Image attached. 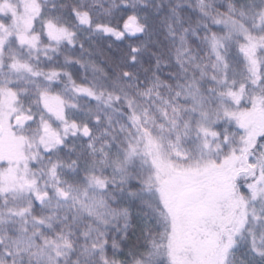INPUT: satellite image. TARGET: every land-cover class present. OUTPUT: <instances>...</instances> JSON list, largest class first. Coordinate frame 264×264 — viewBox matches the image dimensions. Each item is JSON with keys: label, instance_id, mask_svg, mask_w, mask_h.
Masks as SVG:
<instances>
[{"label": "snow or ice", "instance_id": "obj_1", "mask_svg": "<svg viewBox=\"0 0 264 264\" xmlns=\"http://www.w3.org/2000/svg\"><path fill=\"white\" fill-rule=\"evenodd\" d=\"M0 264H264V0H0Z\"/></svg>", "mask_w": 264, "mask_h": 264}]
</instances>
